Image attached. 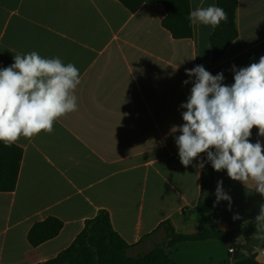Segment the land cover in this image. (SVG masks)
Segmentation results:
<instances>
[{"label":"crops","instance_id":"crops-1","mask_svg":"<svg viewBox=\"0 0 264 264\" xmlns=\"http://www.w3.org/2000/svg\"><path fill=\"white\" fill-rule=\"evenodd\" d=\"M210 5L217 6V0H191L192 10ZM166 16L163 5L152 3L133 13L118 0H0V68L13 64L15 55L36 51L74 64L81 79L77 111L60 118L51 134L15 143L24 153L16 189L0 192V264L56 257L101 209L109 211L129 244H138L167 219L179 233L199 230L194 209L206 154L185 168L175 144L181 133L172 132L184 123L186 109L180 105L192 87L183 83L190 79L185 69L203 65L233 84V65L246 67L264 56V0H239V37L216 63L213 28L193 26V38L174 39L163 27ZM258 140L264 143V137ZM218 181L231 201L217 203L216 196L209 227L230 231L256 219L264 195L254 183L215 171V195ZM49 216L62 219L64 228L32 246L30 229ZM244 242L238 239L235 248ZM227 243L182 242L170 264H264V250L235 259ZM152 247L146 241L131 254Z\"/></svg>","mask_w":264,"mask_h":264},{"label":"clouds","instance_id":"clouds-1","mask_svg":"<svg viewBox=\"0 0 264 264\" xmlns=\"http://www.w3.org/2000/svg\"><path fill=\"white\" fill-rule=\"evenodd\" d=\"M228 19L216 5L196 7L188 20L192 26L215 29ZM234 83H224V73L213 75L203 65L185 69L192 84L187 102L182 103V125L173 126L180 162L185 168L202 154L217 172L227 171L234 181L264 195V143L251 142L253 128L264 137V56L249 66L236 68ZM195 78L194 80L191 78ZM80 71L59 57L44 58L36 51L15 55L14 63L0 68V142L12 146L20 138L31 139L41 132L51 134L54 124L78 110ZM203 167V164L200 165ZM217 203L231 201L218 181ZM238 218V217H234ZM256 239H264V205L256 217Z\"/></svg>","mask_w":264,"mask_h":264},{"label":"trees","instance_id":"trees-1","mask_svg":"<svg viewBox=\"0 0 264 264\" xmlns=\"http://www.w3.org/2000/svg\"><path fill=\"white\" fill-rule=\"evenodd\" d=\"M131 12H136L145 3L161 4L167 16L163 20V27L174 39H191L194 27L188 16L191 0H118ZM239 0H217V6L227 13V21H221L211 35V56L214 63L220 61L227 49L239 37L237 25V8ZM258 129L253 128L251 142L259 139ZM23 149L13 144L5 146L0 142V192H12L16 189L19 172L23 161ZM201 176V193L195 212L199 214V230L186 234L176 231L172 220L167 219L159 224L151 233L145 235L138 244L152 241L153 247L136 256L131 250L138 244H129L114 228L108 210L101 209L98 214L85 221V226L72 244L60 252L56 257L38 264H170L172 253L182 242L204 240L237 241L245 238L240 244L234 258L243 259L254 256L259 249H264V239H256V219L230 231L213 229L208 225V214L212 211L216 199L215 170L207 156H203ZM64 228V221L56 216H49L43 221L36 222L28 233L29 243L38 247L57 237ZM164 239L159 241V236Z\"/></svg>","mask_w":264,"mask_h":264},{"label":"built area","instance_id":"built-area-1","mask_svg":"<svg viewBox=\"0 0 264 264\" xmlns=\"http://www.w3.org/2000/svg\"><path fill=\"white\" fill-rule=\"evenodd\" d=\"M184 212L187 213V212H188V209L185 208V209H184ZM227 245H228V247H229V252H230V253H234V252L236 251V248H235V246H234V242H233V241H228ZM262 250H264V249H262Z\"/></svg>","mask_w":264,"mask_h":264},{"label":"rangeland","instance_id":"rangeland-1","mask_svg":"<svg viewBox=\"0 0 264 264\" xmlns=\"http://www.w3.org/2000/svg\"><path fill=\"white\" fill-rule=\"evenodd\" d=\"M164 239V235L159 236V241ZM152 246V245H151ZM150 248V245L148 247H145V250H148Z\"/></svg>","mask_w":264,"mask_h":264}]
</instances>
